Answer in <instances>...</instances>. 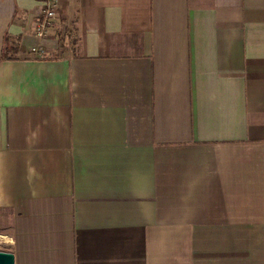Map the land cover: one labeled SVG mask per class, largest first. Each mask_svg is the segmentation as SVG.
I'll list each match as a JSON object with an SVG mask.
<instances>
[{
	"label": "crops",
	"instance_id": "0c3cea01",
	"mask_svg": "<svg viewBox=\"0 0 264 264\" xmlns=\"http://www.w3.org/2000/svg\"><path fill=\"white\" fill-rule=\"evenodd\" d=\"M42 1L0 0V250L264 264V0H57L37 55Z\"/></svg>",
	"mask_w": 264,
	"mask_h": 264
},
{
	"label": "built area",
	"instance_id": "2783aa9c",
	"mask_svg": "<svg viewBox=\"0 0 264 264\" xmlns=\"http://www.w3.org/2000/svg\"><path fill=\"white\" fill-rule=\"evenodd\" d=\"M57 0H43L37 10L33 26V34L40 41L29 45V51L37 55H43L45 50V35L47 28L59 17L57 11Z\"/></svg>",
	"mask_w": 264,
	"mask_h": 264
},
{
	"label": "rangeland",
	"instance_id": "374dc122",
	"mask_svg": "<svg viewBox=\"0 0 264 264\" xmlns=\"http://www.w3.org/2000/svg\"><path fill=\"white\" fill-rule=\"evenodd\" d=\"M67 41H70V39L68 38ZM8 226H9V219L7 212L0 205V247L4 246V243L7 241L6 234L8 233Z\"/></svg>",
	"mask_w": 264,
	"mask_h": 264
},
{
	"label": "water",
	"instance_id": "95a60500",
	"mask_svg": "<svg viewBox=\"0 0 264 264\" xmlns=\"http://www.w3.org/2000/svg\"><path fill=\"white\" fill-rule=\"evenodd\" d=\"M0 264H13V254L9 251L0 250Z\"/></svg>",
	"mask_w": 264,
	"mask_h": 264
}]
</instances>
